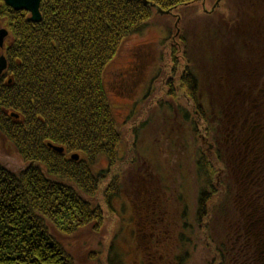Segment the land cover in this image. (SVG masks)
I'll return each instance as SVG.
<instances>
[{
    "label": "trees",
    "instance_id": "1",
    "mask_svg": "<svg viewBox=\"0 0 264 264\" xmlns=\"http://www.w3.org/2000/svg\"><path fill=\"white\" fill-rule=\"evenodd\" d=\"M195 1L41 0V20L32 22L28 12L10 9L0 0V18H6L11 36L4 50L6 74L0 80V133L27 163L18 172L0 164V264H75L55 234L71 236L84 228L98 230L103 214L96 194L105 171L96 170L95 162L102 157L116 158L121 141L105 87L108 62L125 38L151 22L156 14L154 6L171 14ZM181 27L179 36L186 47L188 32ZM211 54L208 66L215 62ZM187 60L191 70L179 88L192 93V104L197 96L207 101L198 106L203 107L198 114L191 102L185 109L178 105L176 112L170 113L175 121L176 115H181V132H187L203 181L210 183L215 174L212 161L232 173L229 177L223 171L217 178L223 193L215 195L208 183L202 189L211 194L197 198V215L208 204L203 214L211 217L203 228L207 264H264V109L260 108L262 117L254 122L260 130L255 138L248 139V123L253 119L248 121L247 110L238 120L234 137L233 127L216 123L228 130L223 137L229 145L223 147L230 153H222L217 130L205 110L212 106L214 92L208 85L193 90L188 81V75L192 79L202 73L198 65L202 60L189 55ZM218 81L212 85L217 87ZM168 87L170 94L174 88ZM11 113L19 117H13L16 123L9 117ZM206 139L214 143L204 149ZM48 142L64 146L65 154L49 148ZM70 152L80 158L71 159L66 155ZM234 159L237 170L230 167ZM232 177L238 183L233 193ZM111 183H117L116 177ZM101 190L103 202L110 208L111 191L108 187ZM178 196L183 202L182 195ZM181 226H187L186 222ZM169 260L162 259V263L171 264L173 260Z\"/></svg>",
    "mask_w": 264,
    "mask_h": 264
},
{
    "label": "rangeland",
    "instance_id": "2",
    "mask_svg": "<svg viewBox=\"0 0 264 264\" xmlns=\"http://www.w3.org/2000/svg\"><path fill=\"white\" fill-rule=\"evenodd\" d=\"M24 11L31 20L32 14ZM157 16L122 41L104 72L106 93L121 135L119 158L102 157L95 162L96 170H108L109 175L96 194L103 214L98 230L84 228L71 236L55 234L75 264H163L162 259L168 258L173 260L171 264L209 261L208 243L203 236L205 224L211 221L206 212L203 214L208 204L197 215V198L211 194L202 189L209 182L203 181L197 172L189 137L185 129L182 134L184 127L179 125L181 115L177 114L175 121V115L170 113L176 112L178 105L185 109L186 103L191 102L189 95L193 96L179 88L181 79L191 70L186 63L188 55L202 60L198 63L202 73L192 79L188 75L192 89L199 91L201 86L208 85L215 93H211L215 97L212 106L205 110L213 122L209 123L217 130L216 141L222 153H230L223 147L229 145L228 138L223 137L228 130L223 131V126L233 127L234 137L245 110L250 115L248 121L253 119L248 123V139L260 132L254 120L262 116L254 111L264 100V0H198L170 15ZM181 26L188 32L186 47L181 37L174 35ZM1 30L6 31L4 44H8L11 36L6 18H0ZM210 48L214 50L209 52ZM211 52L215 62L208 66ZM3 53L0 50V56ZM214 81H218L217 87L212 85ZM167 86L174 88L172 93L168 94ZM195 99L190 105L198 114L203 111L198 106L207 100L199 96ZM215 110H222L221 114ZM218 121L223 126H218ZM212 143L206 139L204 149ZM0 164L12 172L27 166L1 133ZM236 164L234 159L230 167L237 170ZM211 166L215 174L209 189L219 195L224 188L217 178L223 171L229 177L232 173L222 170L214 161ZM241 170L239 167L238 171ZM113 177L118 190L110 198V209L103 202L101 189ZM233 177L231 193L238 188ZM178 195H182L183 202ZM183 221L187 226H181Z\"/></svg>",
    "mask_w": 264,
    "mask_h": 264
},
{
    "label": "bare ground",
    "instance_id": "3",
    "mask_svg": "<svg viewBox=\"0 0 264 264\" xmlns=\"http://www.w3.org/2000/svg\"><path fill=\"white\" fill-rule=\"evenodd\" d=\"M199 1H203V0H199ZM4 2H5V0H4ZM40 2H41V0L39 1V7H40ZM5 4L7 5V6H9L10 7V9H13L14 7H11L10 5H8L6 2H5ZM155 8H156V14L157 15H160V16H163V15H170L169 14V11H163V10H161L159 7H156V6H154ZM15 10V9H14ZM21 10H23V9H21ZM203 10H205V9H203ZM38 11H39V13H40V10H39V8H38ZM159 11H161L162 13H160ZM164 12V13H163ZM165 12H167V13H165ZM205 12H206V10H205ZM156 14H153V18L154 17H156L157 15ZM157 18H160V19H162L161 17H158L157 16ZM166 18V17H165ZM180 30H177L176 31V33L174 34V35H180ZM1 38V37H0ZM4 41H5V38H2V41H1V44H0V50H2L3 52H4V50L6 49V47H7V44H4ZM1 57H3L4 59H5V63H6V67H5V69L2 71V73L0 74V80L2 79V78H4V76H5V72H6V68H7V66H8V62H7V59H6V57H5V55H4V53L3 54H1V56H0V58ZM114 58V57H113ZM113 58H111L109 61L111 62L112 60H113ZM110 62H108V65L110 64ZM186 63L188 64L189 63V61L188 60H186ZM106 83V82H105ZM109 100V99H108ZM15 116H17V115H15V114H13V113H11L10 115H9V117H11L12 119V121L14 122V123H16L14 120H13V117H14V119H19V117H15ZM133 133H134V131H133ZM259 137H261V138H263L261 135L259 136ZM47 146L49 147V148H51L52 150H54V151H56L57 153H60V154H62V153H64L65 154V148H64V146H62V145H59V144H53V143H50V142H48L47 143ZM66 155H70V158L71 159H73V160H78L79 158H80V156H79V154L78 153H76V152H70V153H66ZM73 157H75V158H73ZM2 165V164H1ZM3 166V165H2ZM4 167V166H3ZM108 171V170H107ZM105 172V177H103V180H107V177L109 176L108 175V172ZM113 179V178H112ZM108 181V180H107ZM111 181L112 180H110L109 182L111 183ZM107 184L106 186H104V189L106 188L107 189V187L110 189L109 190V192H110V194H113L114 195V193H117V190H118V188H117V184ZM112 196V195H111ZM111 196H110V198H111Z\"/></svg>",
    "mask_w": 264,
    "mask_h": 264
},
{
    "label": "water",
    "instance_id": "4",
    "mask_svg": "<svg viewBox=\"0 0 264 264\" xmlns=\"http://www.w3.org/2000/svg\"><path fill=\"white\" fill-rule=\"evenodd\" d=\"M39 1L40 0H5V2L10 5L11 7H14L13 9L15 10H27L29 11L32 16H31V20L32 21H39L40 20V14L38 11L39 8ZM160 13H162L161 11H159ZM164 13V12H163ZM167 13V12H165ZM6 35V31L1 30L0 31V44L2 41V38H4V36ZM5 59L3 57L0 58V74L2 73V71L5 69L6 67V63H5ZM75 158V157H73Z\"/></svg>",
    "mask_w": 264,
    "mask_h": 264
},
{
    "label": "flooded vegetation",
    "instance_id": "5",
    "mask_svg": "<svg viewBox=\"0 0 264 264\" xmlns=\"http://www.w3.org/2000/svg\"><path fill=\"white\" fill-rule=\"evenodd\" d=\"M135 55H136V54H134L133 56L135 57ZM262 103H263V104H259L258 106L263 107V105H264V100H262ZM261 107H260V108H261ZM260 108H258V109H256V110L254 111L256 115L262 114V111L260 110ZM249 117H250V115L248 116V118H249ZM256 121H257V119L254 120V122H256Z\"/></svg>",
    "mask_w": 264,
    "mask_h": 264
}]
</instances>
